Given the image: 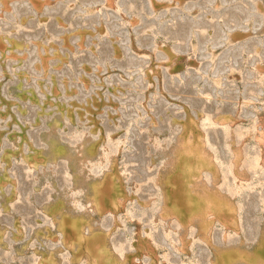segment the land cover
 Masks as SVG:
<instances>
[{
    "label": "rangeland",
    "instance_id": "obj_1",
    "mask_svg": "<svg viewBox=\"0 0 264 264\" xmlns=\"http://www.w3.org/2000/svg\"><path fill=\"white\" fill-rule=\"evenodd\" d=\"M0 264H264V0H0Z\"/></svg>",
    "mask_w": 264,
    "mask_h": 264
}]
</instances>
